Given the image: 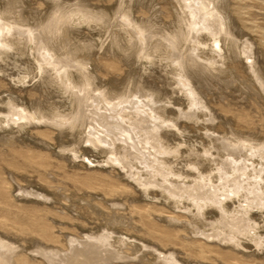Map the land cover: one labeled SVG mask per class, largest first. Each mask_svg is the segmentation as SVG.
Listing matches in <instances>:
<instances>
[{
  "label": "rangeland",
  "instance_id": "obj_1",
  "mask_svg": "<svg viewBox=\"0 0 264 264\" xmlns=\"http://www.w3.org/2000/svg\"><path fill=\"white\" fill-rule=\"evenodd\" d=\"M44 1L45 2L48 1V4H49V0H47V1L46 0H21V4L22 3L24 4V2H25L24 5L27 7V8H25V6L24 7L22 5L20 6V7H23V9L22 8L21 9L24 12V13L22 12L23 17L25 18V20H24L21 16H18L19 12H17V11H16L17 13L14 12L15 10H11V11H13L11 14L8 11L10 14V16H9L8 12H6L7 11L6 10L7 9L6 8L7 7V5H6L7 0H5V1L0 0V13H1L0 14V16H1L0 22L1 23L2 22L6 23L8 21L9 22H16L18 25H20V23H22L21 26L25 24L24 26H22L23 28H26V26L29 25L31 30H33V29L36 30L35 28H38L37 25H39L37 32H38V35H39V33H41L39 36L43 38L45 33L39 32V31H42V29H40V28H44V26H46V23L48 24L50 22L49 19H51V18H48V16H46V17L44 16L45 14H47V9H45V8H47V6H46L47 4H45ZM56 1H58V0H56ZM62 1L59 0L60 4L61 3H62L61 5H63L64 3L65 4L60 7L61 9H60V11H58V13L60 12L59 13L60 16H65L66 14H68V15L70 14V20L72 18L71 23H73V24L66 26L65 29H67V32H65L66 30L58 31V32H51L52 35H50L49 37H50V39L52 37L51 40H52L53 44L55 41L53 49L56 50L55 53L57 55L63 57V54L67 53V51L69 53V51H70L69 56H71V53L73 52L72 56L74 57L73 59L76 60L77 67H74V69H76V70H74V69L70 70V68H73V67L68 68V70H70V72H72L75 75L74 79H73L74 84L79 88L84 86V79L80 78L78 75L79 72L81 71L80 69H82L83 71H85V73L87 71L86 76H89V77L91 76L93 79L92 82H90V86H89L91 88H89V90H88L91 93V94L89 93L90 95H93L92 93L96 94L97 91L94 92L95 90H98L99 92H104L107 89L109 90L110 88H111L110 90L113 91V92L110 91V93L115 92V93H120L122 95L128 94L127 93L128 91H131V92L136 91L139 93H146L149 89H150L149 90L150 92H147V93H152L154 91L152 88H156V90L153 93H155L157 95V92L160 91V93L158 92L159 93L158 96H159V98H161L163 100L162 102L165 105L166 109L169 108L168 113L171 114L170 115L167 113L168 117H167L166 121H169L170 123L172 122L174 124L177 122L175 125V128L177 130L174 129V127L168 128V130L172 129L173 131L172 130L171 131L174 132V134H175V140L174 139L171 140L172 146H169L170 149H168L169 151H171V153L176 151L177 153L174 152L173 154L174 155L177 154L176 156H179V157L181 156L180 158H182L184 160L186 159L189 161H197L204 151H210L213 158H215V163L216 162L219 163L221 158L225 157L226 153H224V150L223 151H221V150L223 149L222 146H224L223 143H227V141L230 140V138L232 137L230 134L231 130L232 131L233 130L238 131L240 133L248 131V130L251 132H254V131L257 132L258 131V133L261 135V137H264V97H263L264 92H262V89L259 87L258 83L255 81L252 74L250 72H248V70L245 66L246 62L244 59H242L243 57H240L241 59L240 58L235 59V56L229 55L232 53H230L227 50L229 48L228 45H223L221 47V51H222L221 55H220V53L218 54L217 52H213L215 50H214V45H212L213 42H211L212 39L210 38L209 35H207L204 32H201V34H198V37L200 38V39L198 38L199 41H198V43H196L198 45L193 44L191 42V40H188V41H186L187 44L185 42H183L178 46L179 51L176 50L173 52L174 55H177V54L186 55V52L188 54L190 52L189 50L193 49L194 52L201 58V59L199 58V61L201 60V62H205V64H207V65H205L206 67L204 66V67L199 68L202 72H204V74H202L203 76L202 75H200V76L195 75L192 78V80L194 82L191 80L192 85L193 84H194L193 86L196 85L195 86L196 89L198 87H199V89L201 88V90L198 89V91H200L199 97L202 99L201 103L203 102L202 103L203 109L200 106L199 107L195 106L194 108L193 107L191 108V106L188 103V100L185 99L184 96H182V94H184V91L178 90L179 87H177V84L175 81H177L178 75H179L178 73H180V72L177 70L178 67L176 66V64H174L173 60L175 59V57H174L173 53L170 52L169 50H166V46H165L166 41L164 40L165 38L173 35V32H175L177 30L176 27L177 26L179 27V25L176 21H177V14L178 13L180 14L181 11L179 10L180 8L174 2V0H171V1L170 0H151V1L150 0H143V1L142 0H138V1L137 0H126V1L122 0L121 5L119 4L120 0H86L90 4L87 2H84L83 4L84 5L88 4V7H87L88 9H92V7H93V10H95V11L101 10L103 12V15H105L103 19H100V20L98 19L96 21H95V19H93V21H92V19H91V21L86 20V15L83 13L82 9H79L80 6L77 5V3L80 2V0H66V1L62 0ZM69 1L72 3H70ZM83 1H85V0H83ZM228 1H229L228 3H230L229 4L230 7L227 5L229 11L231 9L230 12H233L234 15H237V16L233 15V17H234V22H235L234 25L235 24L237 25V22L239 24V25L234 27L235 28L234 34L237 33L234 36L237 39L238 44L241 41L248 39L245 46L249 47L252 44V42L257 46V42L259 44L260 39H261L260 34L264 31V0H231L232 2H230V0H228ZM226 2H227V0H226ZM239 3L243 7L240 6ZM90 5H92V6H90ZM118 5H120V6L117 7ZM94 6H96V7H94ZM126 6H128V7H126ZM232 6L235 8H233ZM173 7L175 8V10L178 7L179 8V9H177L178 11L176 10V12H175V10H173L174 9ZM240 7H242V8H240ZM34 8H36L37 11H35ZM74 8H76V9H74ZM119 8H120V10H119ZM236 8L237 9L239 8V10H237ZM24 9L25 10L28 9V11L26 10L28 13H32L31 11H34L33 14H29V15H31L30 18L33 17L32 19L38 20V16H39L40 20L42 18V20H41L42 22L41 21H35L34 22L32 20L30 21V19H28L29 21H26L27 20L26 17L29 18V15L27 14V12L25 13ZM29 9H31V11ZM68 9H70V10H68ZM73 9L75 11H73ZM77 9L79 10V12ZM17 10L20 11V8L18 7ZM41 11L44 13V15ZM76 11L78 12L77 14L73 13ZM36 12L38 13L37 14L38 16L35 14ZM2 13H3V15H2ZM117 13H118V15H117ZM125 13L126 14L131 13L130 19L132 22L133 21L138 22V24L141 22L142 23L141 26H143L145 28L147 27V29L150 28L146 31V33L144 35H146V37H148V39L146 41H148L150 39L151 40L148 41V44L145 41V43H144L145 47L143 45L142 46L143 50L141 49L142 54L139 53L140 52L139 50L135 51L136 49H140L139 48L140 44L135 42V41H137L138 36H137V33L132 29L133 26H131L130 29H128L129 28L128 27L127 30L124 26H122L121 16ZM13 14H15V15L13 16ZM34 14L36 15V18L33 16ZM40 14H42V15H40ZM119 14H121V15L119 16ZM7 16L9 17V19ZM41 16H43V17H41ZM12 17H13V19H12ZM44 17H45V19H43ZM116 17H118L119 19ZM140 17H141V19H140ZM149 17H150L151 21H150ZM136 18H137V20H136ZM147 18L149 19V22H148ZM3 19H5L6 21ZM18 19H20V21ZM152 19H153V21H152ZM183 19L186 22V20H185L186 17H184V15H183ZM46 20L49 22H46ZM142 20H147V21L145 22ZM97 21H99V22H97ZM116 21H118V22H116ZM172 21H173V23H172ZM148 23H151L152 25L148 24ZM174 23H175V25H174ZM108 25H110V26H108ZM173 25H174V27H173ZM182 26H184V25L182 24ZM71 27L74 28V31ZM236 28H237V30H236ZM235 31H237V32H235ZM244 31H246V32H244ZM59 32H60V34H59ZM47 33L48 32H46V34ZM63 33L65 34L64 35L65 37L63 36ZM148 33L150 34L151 38L149 37ZM241 33H245V34H243L245 37L242 36ZM2 34L5 36V38ZM2 34H1L2 37H0V42H2V43H0V52H2L4 55L6 54V55L4 56L2 53H0V56H1L0 57V70H1L0 71V119L4 118V116L6 115L4 113L8 112L7 109L10 106L9 104L12 103L11 104L12 106L16 105L15 107L19 108L20 110L22 108H25L23 110L28 111L29 114H31L34 117V120H31V121L37 122L39 124L41 123L40 124L41 127H38L37 130H31V129H29L30 128L29 125L32 122L28 121L29 124L27 122H23V123L18 122V124H15V125L10 124L11 126L9 125V127L5 128L4 131L0 129L1 130L0 132L3 133V134L0 133V135H3L1 137L5 136V137L9 138V136H10L13 138V136H14V139H12V138H10V139L15 140L16 136H19V137H17L18 142H14V144L11 142V140L8 143L7 142L5 143V141H4L5 138L3 140L0 139V220H6L7 224H8V227H5V228L0 227V233L2 231V234H4L6 237L10 238L11 240L12 239L14 240V238H15V242L13 241L14 243H16L15 247L19 248L18 250L21 249V250L25 251L22 253V255L24 257L23 261L25 263L28 262V264H47V261H46V259H44V256H42V254H40L38 251L39 248H41L42 246L43 247L41 249L46 248V250L48 249L47 251L54 249V252H56V253L60 252V254H62L61 252L63 250H65L68 247V245H70V243L72 242L71 239L78 238L77 236H80L81 234H85L87 232L92 233V232H96V231H101V229L105 225V223L103 221L104 216L102 214L99 215V213L106 211V207L110 205V199H111V197H109V195L107 194L108 193L107 188L109 185L118 186L119 183L126 184V178L124 180L123 172L119 168L117 169V166L115 167L112 164H110L111 166L109 164L107 165L106 154H104L101 151V149L92 146L88 142H85V140H84L85 134L84 133L86 130L88 131V129L91 128L90 127L91 125L88 123H85V124H83L84 125L83 126V125H80L78 123L76 118L73 120V116H74L73 114H75V111H76V101H75L73 93L71 91H69V92L72 95L69 92L66 93V89H65L64 85L59 80H57L55 78L54 70L52 71L50 64H46V63L44 64L43 63L42 65H40L38 63V60H37L36 56L34 55L37 52L34 44H32V43H30L29 45L25 44L24 40L18 34H16V32H12V33L2 32ZM238 34L241 35L243 40H240V36ZM66 35H67V37H66ZM237 35L239 38H237ZM55 36H57V37H55ZM72 38H73V40H72ZM115 38H116V40L114 41ZM8 39H9V42H8ZM127 39H128V41H127ZM5 40L7 43L5 42ZM89 40L91 41L90 43H89ZM8 43H10V44H8ZM15 43L17 46L15 45ZM135 43L137 44V46ZM157 43H158V45H157ZM188 43L189 44L191 43V44L189 45ZM3 44L5 45V49H2V48H4ZM162 44L164 46H162ZM226 44H229V43H226ZM187 45H188V47H187ZM197 46H199V47H197ZM262 46L263 47H261V46L257 47V50L259 48L260 49L258 50L259 52L255 51L256 55H257V53H259L261 55L262 52H264V45H262ZM156 47L157 48L159 47L158 50H160V51H154V49H157ZM195 47H196V50H195ZM19 48H21L24 53L21 54ZM121 48H123V49H121ZM8 49H10V50H8ZM14 49L17 50L18 52H16ZM180 49H181V51H180ZM232 49L234 51L236 50V52L238 50L237 48H234V47H232ZM128 51L130 53H128ZM131 51H134V54H135V52L137 54H139L138 57H137V54H135L134 57H131L134 55ZM211 51L213 52V54ZM61 52H63V53H61ZM159 52H160V54H159ZM125 53L128 56L125 55ZM225 53H226V55H225ZM111 54H112V56H111ZM146 54H147V56H146ZM216 54H218L219 56ZM227 54L229 57L227 56ZM259 54L257 56H260ZM154 55H158V56H154ZM161 55L163 58L161 57ZM129 56H130V58H132V61L134 63L130 62L131 59H129ZM141 56H143L142 60H141ZM223 56L226 57L225 62L223 60ZM236 58H238V57H236ZM39 59H40V57H39ZM213 60H214V62H213ZM215 60H216V62H215ZM82 61H83L84 65L82 64ZM156 61H158L160 64ZM135 62H137V63H135ZM208 62L209 63L211 62L210 65ZM226 62H228V63L226 64ZM215 63H217V64L214 65ZM129 64H131L132 66H129ZM44 65L45 66L48 65V66H46L48 68L44 67ZM78 65H79V68H78ZM208 65H209V67H208ZM40 66L41 67L43 66V67L41 68ZM213 66H214V68H213ZM215 66H216V68L217 67L218 68L216 69ZM45 69H46V71L49 72V79L51 81L48 79L46 81L45 85H43V80L47 79L46 78V72H44ZM177 71H178V73H176ZM42 74H43V76H42ZM138 74L139 75L141 74L142 76H139ZM206 74H207V76H206ZM96 76H97V78L98 77L99 78L96 79ZM197 76H198V78H197ZM142 78H143V80H142ZM167 78H169V79L167 80ZM202 78H205V79H202ZM135 79H136V81H135ZM137 79H141V80L139 81ZM209 79H210V81H211V79H213V80L210 82ZM110 80H112L114 85L111 83ZM205 80H206V82H204ZM142 81H144L145 84H143ZM195 81H196V84H195ZM207 81L209 84L207 83ZM239 81H240V83H239ZM12 82H13V84H12ZM44 82H45V80H44ZM133 82L134 83L137 82L139 84V87L137 86V83L134 84ZM161 82L163 85H164V83H166V86L164 85L162 87V84H160ZM170 82H171V84H170ZM131 83H133V84H131ZM146 83L148 84V86L150 84V87H152V88H150V87L148 88ZM204 83H206V84H204ZM108 84L110 86L111 85L112 86L109 87ZM115 84L117 87L115 86ZM154 84H156L157 86H155ZM151 85H154V86H151ZM57 86H59V87H57ZM128 86H130V88H133L135 86L136 87L133 89H130ZM107 87H109V88H107ZM112 87L115 89L113 90ZM127 87L130 90H127L128 89ZM145 87H146V89L148 88L147 91H145L146 89L142 90ZM245 87H247V88L249 87V89L247 90V88H245ZM117 88L120 90H118ZM138 88H139V90H137ZM140 88H141L142 92L140 91ZM161 88L164 89L165 93L163 92V90ZM250 88L252 89V91L250 90ZM161 90H162V94H165V95L162 96ZM41 93H44V94H41ZM174 93H176V94H174ZM179 93H180V95H179ZM201 94L203 95V97ZM11 96H13V97H11ZM36 101H39L38 103L42 104V105H39V106L36 105L37 103L36 104L34 103ZM7 102L9 104H7ZM162 102H160L158 105L163 106V104L161 105ZM91 108H90V110L93 109V108L92 109ZM48 109H49V111H48ZM86 109H88V108H86ZM190 109L191 110L193 109V110L191 111ZM33 110H35V111H33ZM194 110H196V111H194ZM87 111L88 112H86L85 114L89 115L90 114L89 109ZM95 111H98V110H95ZM178 111H180L181 113H177ZM194 112H197L195 114L196 116L194 118L191 117L192 119H190V117H188L189 116L188 114H191ZM38 113H40V114L36 115ZM58 113L60 115H57ZM182 114H185V115H182ZM40 115L43 116V118L45 117L43 119L44 121H42V122L39 121ZM64 115L65 116L67 115V116L65 117ZM55 116H56V118H55ZM176 116H178V117H176ZM183 116H184V118H183ZM212 116L213 117L215 116V118H213ZM216 116H218L219 119L216 118ZM67 117H69L71 119H69V118L67 119ZM45 119H46V122H49L50 124H52L53 127L55 125H57V122H59L61 124V126L58 125L59 128H58V126H55L54 128H51V127L45 128V126H44ZM51 119H53V120L51 121ZM189 121H191V122H189ZM63 122L65 124H63ZM68 122H69V124H68ZM71 122H72V124H75V125H72ZM66 124L69 126H67ZM86 124H88V125L86 126ZM227 124H228V127H227ZM22 126H23V128H22ZM88 126H89V128H88ZM62 127H64V128H62ZM84 128L85 129L87 128V129L85 130ZM6 129H8V130H6ZM59 131H62V132H59ZM83 131H84V133H83ZM6 133H8V134H6ZM57 133L59 134L58 137H57ZM64 133H66V135ZM60 135L62 136V138ZM218 136H219V138L220 137L223 138L224 141L221 138L219 139ZM206 137H208V138H206ZM215 138L218 141L215 140ZM1 140L4 142H1ZM219 142H221L222 145ZM212 145L213 146L215 145V146L213 147ZM218 150H220V151H218ZM193 152L195 153V155ZM216 152H218V153H216ZM196 153H197V155H196ZM215 154H218V155L216 156ZM198 155H200V156H198ZM84 157H85V159H84ZM195 157H197V158H195ZM192 158L194 160H192ZM82 164H85V165H82ZM95 164H97V165H95ZM136 166L138 168L141 167L138 164H136ZM178 167H180V166H178ZM118 170H120V171H118ZM183 171L184 172L186 171L187 173H189L190 176L195 175L192 170H190L191 173L189 172V170H186V167H184ZM122 175H123V177L121 178ZM14 177H15V179H14ZM13 181H15V182H13ZM19 185L22 189L19 187ZM127 187L128 188H126L125 191H123V192L120 191L118 194H121V195H118L119 197H117L118 201L124 202L121 205V209H123V210L119 211V213H120L119 216L123 215L125 217L124 218L122 216V220H124V221L126 220L125 222L123 221L124 222L123 225H125V227L119 226V225L114 226V227L108 226V228H112V230H114V231L116 230L118 232V233H115V235H116V236L114 235L115 237L122 235L125 238V244L121 243L119 245L118 243H116V245H114V247L119 249L120 252L124 251L123 254H125L124 255L125 258L113 256L114 258L112 257L113 259L112 258H111V260L109 259L107 264H109V263L114 264L115 259H116L115 264H120V262H121V264H139V263L143 264L142 263L143 260H144L145 264H159L158 261H160V259H159L161 257L160 255H157L156 253H152L151 252L152 249L150 247H147V248L141 247V244L142 243L145 244L146 241L148 242L147 244L153 243L154 245H156V243H157L156 246L159 247L158 249L162 250L164 252H168V251L176 252V255L178 254V256L180 257L178 260L180 261L181 264H197V263H200V264H223L224 263L223 261H221L218 258L219 257L218 253H214L211 256L207 255V257L205 259H199V261H200L199 262L198 258H196L194 256H190V257L187 256L188 257L187 258L183 249L178 244V242H176V243L163 242L161 240V236L163 234L172 233L173 227L172 226L170 227V225H168L167 223H164L162 221L159 222L160 219H157L158 216H154L153 218H155V219H152V216L145 217V218L143 216L144 220H141L142 221V223H141L140 217H139L137 211H139L140 209L146 208L145 205H146L148 199H143L146 201H143V200L141 201L140 198L138 197L140 192L136 189H131L129 186H127ZM19 189L20 190L27 189L26 193H28L30 195H33L34 193L44 194L48 198V200L46 201L43 199L36 198L34 196H31L28 198L27 197L21 198V196H19V194H21L18 191ZM136 193H137V195H135ZM126 195L129 196V198L132 197L133 200L135 201L133 204L135 205L134 209L136 210V213L134 212V209L132 211V209H130L129 204L124 201L125 200L124 198ZM103 196H104V198H103ZM106 197H107V199H106ZM106 201H108V202H106ZM169 206L170 205H168V204L167 205L157 204L156 208L155 207L152 208L151 212L153 214L157 215V213L159 214V212H160V210H158V207L159 208L161 207V209H164L162 212V214H164L163 216H165L166 214H169V212H171V211L175 212L174 214H177L179 216H183V217L187 216L186 215L187 212H183V210H173V209H171L172 207L170 206V208H169ZM95 207H97L98 210L95 209ZM192 210H193V207H191V211ZM75 211H77V212H75ZM193 212H195V211H192V214H193ZM131 218H132L133 222L135 221L134 223L136 225L144 226L145 229L151 230L152 234L155 233V237L147 235L144 231H142V232L145 234H143V233L140 234L141 231H139V233H138V232L131 231V230L127 229L126 224L129 225L132 222V221H130ZM257 218L259 219V221H261L260 225H262V218H260V217H257ZM128 221L130 222L129 224H128ZM18 227L24 228L25 231L24 232L19 231ZM81 227H82V229H80ZM117 228H119V230H117ZM187 228H188V230L190 229L188 232L192 231V229L194 228V224L192 225V228H191V225L188 226ZM9 230H11V231H9ZM120 230H121V232H120ZM15 231H17V233L14 234ZM257 232L259 233V236L261 237V239L262 238L264 239V232L261 231L260 229H257ZM137 233H138V235H136ZM13 235H15V236H13ZM33 235L37 239L34 238ZM25 236L26 237L32 236V237L26 238ZM139 236H140V238H139ZM143 236H144V238H143ZM39 238L41 239L40 242L38 241V240H40ZM65 238H66V240H65ZM30 239H32L31 243H30ZM149 240L150 241L152 240L153 242L152 241L150 242ZM45 243H46V247H45ZM261 243L263 245L261 244L262 246L260 247L259 251H257L255 246L251 243V245H253V246L250 245V249H251L252 253L256 252L255 254H258V255L261 254V255L258 257H255L256 260H248V262H246L244 264H264V257H261V256H264L263 255L264 254V241L261 240ZM21 245L23 248L20 247ZM136 245H137V247H136ZM38 246H40V247L38 248ZM53 246L55 248H53ZM169 246H171V247L169 248ZM121 247H122L123 251H121ZM123 247H126V248H123ZM128 248L130 249V251ZM132 248H133V250H132ZM119 250H118V252H119ZM253 250H255V251H253ZM26 251H27V253H26ZM126 251L128 252L129 255L126 253ZM32 252H36V253L34 254ZM139 254H140V256H139ZM33 256H35L36 259ZM31 258L34 260H32ZM184 258H186V259H184ZM25 259H27V260H25ZM117 259H119V260H117ZM129 259H132L133 261H131ZM201 261H202V263H201ZM240 264H243V263H240Z\"/></svg>",
  "mask_w": 264,
  "mask_h": 264
},
{
  "label": "bare ground",
  "instance_id": "obj_2",
  "mask_svg": "<svg viewBox=\"0 0 264 264\" xmlns=\"http://www.w3.org/2000/svg\"><path fill=\"white\" fill-rule=\"evenodd\" d=\"M121 1L122 0H120V3H119L120 5L122 4ZM84 2H87V1L86 0L85 1L80 0V2L77 3V5L80 6L79 9L83 10V13L86 15V20L91 21V19H92V21H93V19H95V21H96L98 19L100 20V19L104 18L105 15H103V12L101 10H98L96 8L98 11H95V10H93V7H92V9H88L87 8L88 4L84 5L83 4ZM174 2L180 8L179 9L177 7L176 10L179 9L181 11L180 14L179 13L177 14V21H176L178 23L179 27L175 26L177 30L175 32H173V35H171L170 37H167V38H165L166 37L165 36L164 37L165 39L163 38L166 41L165 42L166 43L165 44L166 50H169L172 53L176 50L179 51L178 46L183 42L186 43V41H188V40H191V42L193 44H196L199 41L198 40V38H199L198 34H201V32H204L207 35H209L210 38L212 39L211 42H213L212 45H214V50H215L213 52H217L218 54L220 53V55H221L222 54L221 53L222 52L221 47L223 45H228L229 48L227 50L230 53H232L229 55L235 56V59H239L240 57H243L242 59H244L246 62L245 66H246L248 72H250L252 74L255 81L258 83L259 87L262 89V92H264V54H263L264 52H262L261 55L259 53H257V55L259 54L260 56L256 55V52L260 49L259 48L257 50V47L258 46L263 47L262 45H264V31L260 34L261 39H260L259 44L257 42V46H256L252 42V44L250 43L251 45L249 46L250 47L249 48V47L245 46L248 39L243 40L241 35L238 34L240 36V40H243L238 44V41L234 36L235 34H237V33L234 34V29H235L234 27L239 25V24L237 22V25L236 24L234 25V23H235L234 17H233L234 14H233V12H230L231 9L229 11V9L227 7V5L230 7V5H229L230 3H228L229 2L228 0H227V2H226V0H174ZM230 2H232V1L230 0ZM70 3H72V2H70ZM87 3H89V2H87ZM24 4H25V2H24ZM24 4L23 3L21 4V0H7V2H6V5H7L6 10L7 11L6 12L9 11L11 14L13 12L11 10H15L14 12H16V11L19 12L18 16H21L25 20V18L23 17V14H22V12H23L22 9L25 6ZM45 4H47L46 5L47 8H45V9H47V14L44 15V13L42 11L41 12L43 13V15L45 17L48 16V18H51V19H49L50 22L46 20V22H49V23L48 24L46 23V26H44V28H40V29H42V31H39V32L45 33L43 38L39 36L41 33H39V35H38V32H37L39 25H37L38 28H35L36 30H34V29L31 30L29 25H27L29 28L27 26H26V28H23L22 26H24L25 24L21 26L22 23H20V25H18L16 22H9V21L6 23L0 22V37H2V35H3L2 32H5V33L16 32V34H18L24 40L25 44H28V45L30 43L34 44L37 52H36V54H34L35 52L33 54L36 56L38 63L40 65H42L43 63L44 64L45 63L50 64L52 71L54 70L55 78L57 80H59L64 85V87L66 89V93L69 91H71L73 93L75 101H76V111H75V114H73L74 115L73 120L76 118V120L78 121V123L80 125H83L85 123H88L91 125V126L89 125L91 128H89V126H88V128H89L88 131L86 130L87 128L86 129L84 128L86 130L85 133L83 131V133L85 134V137H84L85 142H88L92 146L101 149V151L104 154H106L107 165L112 164L115 167L117 166V169L119 168L123 172L124 177L122 175L121 178L123 177L124 180L126 178V184L119 183L118 186L109 185L107 188V192H108L107 194L109 195V197H111L110 205L106 207V211H104V212L99 213L97 211L99 213V215L102 214L104 216L103 221H104L105 225L102 227L101 231H96V232H92V233L87 232L85 234H81L80 236H77L78 238L71 239L73 243L71 242L70 245H68V247L61 252L62 254H60V252H57V253L54 252V249L47 251L48 249L46 250V248L41 249L43 246L41 248H39L40 246H38V248H39L38 251L40 254H42V256H44V259H46L47 264H107L108 260L109 259L111 260V258L113 256L123 258L125 254H123L124 251L122 250V247H121V251H123V252H120V250L115 248L114 245H116V243H118L119 245L121 243L125 244V238L122 235L115 237L116 236L115 233H118V232L116 230L115 231L112 230V228H108V226L114 227V226L119 225V226L125 227V225H123V223L126 220L125 221L122 220L123 215L119 216V214H120L119 211L123 210V209H121V205L124 202L118 201L117 197H119L118 195H121V194H118L120 191L123 192V191H125L126 188H128L127 186H129L131 189H136L140 192L138 197L140 198L141 201L143 199H148V201L145 205L146 208L140 209L139 211H137V213L140 217V222L142 223L141 220H144L145 217L152 216V219H155L153 217L158 216L157 219H160L159 222L162 221V222L170 225V227L172 226L173 227L172 233L163 234L161 236V240L163 242H167V243L178 242V244L183 249L186 257L187 256L188 257L194 256V257L198 258V261H199V259H205L207 257V255L211 256L214 253H218L219 254L218 258L224 262L223 264H240V263L244 264V263L248 262V260H256L255 257H258L261 254L260 255L255 254L256 252L252 253V251L250 249V245L252 243L255 246L256 250L259 251L260 247L263 245L261 243V240L264 241V239L263 238L261 239V237L259 236V233L257 232V229H260L261 231L264 232V137H261V135L258 133V131L257 132H255V131L251 132L248 130V131L240 133L238 131H234V130L232 131L231 130L230 134L232 136L231 137L232 139L230 138V140H228L227 143L222 142L224 146H222L223 149L221 151L224 150V153H226V154H225V157L221 158L219 163L218 162L215 163V158H213L210 151H204L201 156L198 155V156H200V158L197 161H189L186 159L184 160V159L180 158L181 156L180 157L176 156L177 155L176 151H174V152H176L175 153L176 155H174L173 154L174 152L171 153V151H169L168 149H170L169 146H172L171 140H173V139L175 140V134H174V132H172L173 131L172 129H171L172 130L171 131V130H168V128L174 127V129H176L175 125L177 122L175 121L176 123L174 124L172 122L170 123L169 121H166V119L168 117L167 113L169 112L168 111L169 108L166 109L165 105L162 102L163 100L161 98H159V96H158V94L160 93V91H158L159 89L157 90L159 93L156 91L157 92V95H156L155 93H153L156 90V88H152V87H150V84L148 86V84L146 83L148 88L150 87L154 90L152 93H147V92H150L149 91L150 89L147 91L148 88L146 89V87H147L146 86L145 88L142 89V90L146 89L145 90V91H147L146 93H139L136 91L135 92L128 91L127 92L128 94L122 95L120 93H115V92L110 93V91H111L110 90L111 88H110L109 90L107 89L109 92L107 90H106L107 92L106 91L99 92L98 90H95V91L93 90L94 92L97 91V93L96 94L92 93L93 95H90L91 93L88 90H89V88H91L89 86H90V82H92L93 79L91 76L90 77L86 76L87 71L85 73V71H83L82 69H80L81 71L79 72L78 75L80 78L84 79V86L83 87L80 86L81 88L77 87L73 82L75 75L72 72H70L71 69H74V67H77L76 60L73 59L74 57L72 56L73 52L71 53V56H69L70 51H69V53L67 51V53L63 54V57L57 55L55 53L56 50L53 49L55 41L53 44L52 40H51L52 37H51V39L49 37L50 35H52L51 32H58V31H63V30H66L65 32H67V29H65V28L67 25L73 24V23H71L72 18L70 20V14L69 15L66 14L65 16H60L59 15L60 12L58 13V11H60V9H61L60 7L63 6L65 3L63 5H61L62 3L60 4L59 0L58 1L49 0V4H48V1L45 2ZM21 5L23 7H20ZM120 5H118L117 7H119ZM90 6H92V5H90ZM240 6H242V5L240 4ZM18 7L20 8V11L17 10ZM94 7H96V6H94ZM126 7H128V6H126ZM242 7H240V8H242ZM25 8H27V7L25 6ZM233 8H235V7H233ZM74 9H76V8H74ZM74 9H73V11H75ZM26 10L28 11V9H26ZM26 10L24 9L25 13L27 12ZM29 10L31 11V9H29ZM34 10L37 11L36 8H34ZM68 10H70V9H68ZM119 10H120V8H119ZM173 10H175V8ZM176 10H175V12H176ZM237 10H239V8ZM9 12H8V15L10 16ZM31 12L32 13L27 12V14L29 15V14L34 13V11H31ZM78 12H79V10H78ZM78 12L76 11L73 13L77 14ZM3 13H2V15H3ZM118 13H117V15H118ZM15 14H13V16ZM35 14L37 15L38 13L36 12ZM35 14L33 16L36 18ZM130 14H126V13L123 14L121 16V23H122V26H124L126 28V30L128 27H129L128 29H130V27L133 26L132 29L137 33V36H138L137 41H135V42L140 44V46H139L140 49H136L135 51L139 50L140 51L139 53H141L142 52L141 51L142 46L144 45V47H145L144 43L148 39V37H146V35H144V34L150 28L147 29V27L145 28V27L141 26L142 23L140 21H139L140 22L139 24H138V22H134V21L132 22L130 19ZM40 15H42V14H40ZM120 15L121 14H119V16ZM183 15H184V17H186V19H185L186 22L183 19ZM30 16L31 15H29V18L26 17V19H27L26 21H29L28 19H30V21L32 20L34 22L42 20V18H41V20L39 19L38 15H37L38 20L32 19L33 17L30 18ZM234 16H237V15H234ZM41 17H43V16H41ZM45 17L43 19H45ZM116 18H118V17H116ZM8 19H9V17H8ZM12 19H13V17H12ZM140 19H141V17H140ZM149 19H150V17H149ZM149 19H148V22H149ZM3 20H5V19H3ZM18 20L20 21V19H18ZM136 20H137V18H136ZM142 21L146 22L147 20H142ZM150 21H151V19H150ZM152 21H153V19H152ZM97 22H99V21H97ZM116 22H118V21H116ZM172 23H173V21H172ZM175 23H174V25H175ZM148 24H151V23H148ZM182 24L184 26H182ZM174 25H173V27H174ZM108 26H110V25H108ZM72 29L74 31V28H72ZM236 30H237V28H236ZM46 32H48V33L46 34ZM235 32H237V31H235ZM244 32H246V31H244ZM64 33H63V36L65 35ZM59 34H60V32H59ZM241 34H242V36H244L243 34H245V33H241ZM67 35H66V37H67ZM238 35H237V38H239ZM57 36H55V37H57ZM149 37H150V34H149ZM4 38H5V36H4ZM72 40H73V38H72ZM115 40H116V38L114 39V41ZM150 40H148V41H150ZM127 41H128V39H127ZM148 41H146L147 44H148ZM5 42H6V40H5ZM8 42H9V39H8ZM90 42L91 41L89 40V43ZM0 43H2V42H0ZM226 43H229V44H226ZM8 44H10V43H8ZM15 45H16V43H15ZM157 45H158V43H157ZM196 45H198V44H196ZM136 46H137V44H136ZM162 46H164V45L162 44ZM3 47L4 48H2V47L1 48L5 49V45ZM187 47H188V45H187ZM197 47H199V46H197ZM232 47L237 48L238 49L237 52H236V50L234 51L232 49ZM158 48L154 49V51H160V50H158ZM19 49H20L21 54L24 53L21 48H19ZM121 49H123V48H121ZM8 50H10V49H8ZM195 50H196V47H195ZM15 51L18 52L17 50H15ZM180 51H181V49H180ZM189 51L190 52L188 54L185 51L186 55H182V54L174 55V53H173V55L175 57V59L173 60L174 64H176V66L178 67L177 70L180 72V73H178V71L176 72L179 75H178L177 81H175V80L174 81L176 82L177 87H179L178 90L184 91V94H182V96H184V98L188 100V103L191 106V108L192 107L194 108L195 106H198V107L200 106L202 108L203 102L201 103L202 99L199 97V94H200L199 93L200 91H198L199 87L196 89V87H195L196 85L193 86L194 84L192 85L191 80L195 75L200 76V75L204 74V72H202L199 68L204 67L207 64H205V62H201V60L199 61L200 57L194 52L193 49H190ZM131 52L134 54V51H131ZM213 52H212V54H213ZM0 53H2V52H0ZM61 53H63V52H61ZM128 53H130V52L128 51ZM135 54H137V53L135 52ZM135 54L131 57H134ZM159 54H160V52H159ZM218 54H216V55H218ZM125 55H127V54L125 53ZM138 55L139 54H137V57H138ZM225 55H226V53H225ZM111 56H112V54H111ZM146 56H147V54H146ZM154 56H158V55H154ZM227 56H228V54H227ZM39 57H40V59H39ZM142 57L143 56H141V60H142ZM161 57H162V55H161ZM236 57H238V58H236ZM129 59H131V61H130L131 63H134L132 61V58H130V56H129ZM223 60L225 62L226 57L223 56ZM156 62H158V61H156ZM213 62H214V60H213ZM215 62H216V60H215ZM135 63H137V62H135ZM210 63H209V65H210ZM227 63L228 62H226V64ZM82 64H83V61H82ZM216 64L217 63H215L214 65H216ZM209 65H208V67H209ZM46 66H48V65H46ZM46 66L44 65V67H46ZM129 66H132V65L129 64ZM70 67H73V68H70ZM46 68H48V67H46ZM68 68H70V70H68ZM78 68H79V65H78ZM213 68H214V66H213ZM215 68H216V66H215ZM74 70H76V69H74ZM44 72H46V78L47 79H44L45 82L43 80V85H45L46 81L49 79V72L46 71V69ZM42 76H43V74H42ZM139 76H142V75L140 74ZM206 76H207V74H206ZM98 78L96 76V79H98ZM197 78H198V76H197ZM205 78H202V79H205ZM168 79L169 78H167V80ZM137 80L140 81L141 79H137ZM142 80H143V78H142ZM212 80L213 79H211V81ZM110 81L114 85L112 80H110ZM135 81H136V79H135ZM144 81H142L143 84H145ZM209 81H210V79H209ZM137 82H135V83L133 82V83L136 84ZM204 82H206V80ZM133 83H131V84H133ZM138 83H137V86L139 87ZM207 83H208V81H207ZM239 83H240V81H239ZM12 84H13V82H12ZM160 84H162V82ZM170 84H171V82H170ZM195 84H196V81H195ZM204 84H206V83H204ZM154 85L157 86L156 84H154ZM154 85H151V86H154ZM164 85L166 86V83H164ZM164 85L162 84V87ZM108 86L111 87L112 85L110 86L108 84ZM115 86H116V84H115ZM57 87H59V86H57ZM109 87H107V88H109ZM128 87L130 88V86H128ZM135 87H133V88H135ZM129 88L127 90L133 89V88H130V89ZM245 88H247V87H245ZM114 89L115 88H113V90ZM248 89H249V87L247 88V90ZM118 90H120V89H118ZM137 90H139V88ZM162 90L164 92V89H162ZM162 90H161V94H162ZM199 90H201V88ZM250 90L252 91L251 88H250ZM140 91H141V88H140ZM111 92H113V91H111ZM41 94H44V93H41ZM174 94H176V93H174ZM163 95H165V94H162V96ZM179 95H180V93H179ZM11 97H13V96H11ZM202 97H203V95H202ZM263 97H264V95H263ZM39 101H36L34 103L35 104L37 103L36 105H38V106L42 105V104L38 103ZM160 102H162L161 105L163 104V106L158 105ZM7 104H9V103L7 102ZM11 104H9L10 105L9 108L7 107L8 109L6 108L8 110V112L4 113V114H6L4 116V118L0 119V129L1 130L4 131V129L9 127L10 124L15 125V124H18V122L19 123L20 122L21 123L27 122L29 124L28 121L32 122L29 125V127H30L29 129H31V130H37L38 127H41L40 126L41 123L39 124L37 122L31 121V120H34V117L31 114H29L28 111H24L23 109H25V108H22L20 110L19 108L15 107L16 105L12 106ZM89 107L90 108L92 107L93 109L91 108L92 110H90ZM86 108L89 109V112H90L89 115L90 116L85 114L86 112H88L87 111L88 109H86ZM95 110H98V111H95ZM33 111H35V110H33ZM48 111H49V109H48ZM194 111H196V110H194ZM177 113H181V112L178 111ZM196 113L197 112L188 114L189 115L188 117H190V119H192L191 117L194 118L196 116L195 115ZM39 114L40 113H38L36 115H39ZM168 114H170V113H168ZM57 115H60V114L58 113ZM182 115H185V114H182ZM56 116H55V118H56ZM176 117H178V116H176ZM44 118H43V116L40 115L39 121L40 122L44 121L43 120ZM68 118L69 117H67V119ZM183 118H184V116H183ZM213 118H215V116ZM216 118H218V116H216ZM46 119L44 122L45 124L43 123L45 128L46 127L54 128L55 126H58V125L61 126V124L59 122H57V125H55L53 127L52 124H50L49 122H46ZM69 119H71V118H69ZM52 120L53 119H51V121ZM64 122H63V124H65ZM189 122H191V121H189ZM68 124H69V122H68ZM71 124H72V122H71ZM88 124H86V126ZM72 125H75V124H72ZM59 126H58V128H59ZM67 126H69V125H67ZM227 127H228V124H227ZM22 128H23V126H22ZM62 128H64V127H62ZM6 130H8V129H6ZM59 132H62V131H59ZM0 133H2V132H0ZM6 134H8V133H6ZM64 134L66 135V133H64ZM1 136H3V135H0V137ZM58 136H59V134L57 133V137ZM17 137H19V136H16L15 140H12V139H14V136H13V138L10 136H9V138L4 136V137H1L0 139L3 140L5 138V140H4L5 143L6 142L8 143L11 140V142L14 144V142H18ZM10 138H12V139H10ZM61 138H62V136H61ZM206 138H208V137H206ZM218 138H219V136H218ZM221 139L223 140V138H221ZM2 140H1V142H4ZM215 140H217V139L215 138ZM219 143L221 144V142H219ZM218 151H220V150H218ZM216 153H218V152H216ZM194 155H195V153H194ZM196 155H197V153H196ZM215 155L217 156L218 154H215ZM197 157H195V158H197ZM84 159H85V157H84ZM192 160H194V159L192 158ZM136 164H138L141 167L138 168L136 166ZM82 165H85V164H82ZM95 165H97V164H95ZM178 166H180V167H178ZM183 166L186 167V170H189V172H190V170H192L195 175L190 176L189 173H187L186 171L184 172ZM120 170H118V171H120ZM14 179H15V177H14ZM13 182H15V181H13ZM19 187H20V185H19ZM26 190L27 189H25V190L19 189L18 191L21 194H19L18 192L17 193L19 194V196H21V198L22 197L28 198V197L34 196V197L39 198V199H43L46 201L48 200V198L44 194L34 193L35 195L34 194L30 195V194L26 193ZM137 193L135 195H137ZM103 198H104V196H103ZM106 199H107V197H106ZM124 199H125L124 201L129 204L130 209H132V211H133V209L135 207V205L133 204L135 202L133 200V198L132 197L129 198V196L126 195ZM143 201H146V200H143ZM106 202H108V201H106ZM157 204H159V205H162V204L167 205L168 204L172 207L171 209H173V210H183V212H187L186 213L187 216H185V217L179 216L177 214H174L175 212H172V211L169 212V214H166L165 216H163L164 214H162V212L164 209H161V207L160 208L158 207V210H160L159 214L157 213V215H155L151 212V210L154 207L156 208ZM170 206H169V208H170ZM191 207H193L192 211H195V212H193V214L191 211ZM95 209H97V207H95ZM75 212H77V211H75ZM134 212L136 213L135 209H134ZM143 216H144V218H143ZM257 217L262 218V225H260L261 221H259V219ZM130 221H132V218ZM132 222L130 223L128 221V224L130 223L129 225H127L125 223L127 229H129L131 231L138 232V233H139V231H141L140 234L143 233L142 231H144L147 235L155 237V233L152 234L151 230L145 229L144 226L136 225L134 223L135 221L133 223ZM193 224H194V228L192 229V231L188 232L190 229L188 230L187 227L191 225V228H192ZM0 227L1 228L8 227L7 221L6 220H0ZM80 229H82V227ZM18 230L21 232L25 231L24 228H20V227H18ZM117 230H119V228H117ZM9 231H11V230H9ZM120 232H121V230H120ZM15 233H17V231H15L14 234ZM138 233L136 235H138ZM145 233H143V234H145ZM13 236H15V235H13ZM31 237L29 236L28 238H31ZM33 237H34V235H33ZM34 238H36V237H34ZM139 238H140V236H139ZM143 238H144V236H143ZM31 240L32 239H30V243L32 242ZM65 240H66V238H65ZM13 241L15 242V238H14V240L13 239L11 240L10 238H8L4 234H2V231H1V233H0V264H28V262L25 263L23 261L24 257L22 255V253L25 251H23L21 249L18 250L19 248L15 247L16 243H14ZM38 241L40 242L41 239ZM147 243H148L147 241L145 242V244L142 243L141 247L142 248L150 247L152 249L151 250L152 253H156L157 255H160L161 257L160 258L158 257L160 259V261H158L159 264H181L180 261L178 260L180 257L178 256V254L176 255V252H173V251L164 252V251L158 249L159 247L156 246L157 243H156V245H154L153 243H152L153 245L147 244ZM253 245H251V246H253ZM54 246H53V248H55ZM20 247H22V245ZM45 247H46V243H45ZM136 247H137V245H136ZM170 247L171 246H169V248ZM123 248H126V247H123ZM118 250H119V252H118ZM132 250H133V248H132ZM129 251H130V249H129ZM253 251H255V250H253ZM36 252H32V253L35 254ZM26 253H27V251H26ZM126 253L128 254L127 251H126ZM139 256H140V254H139ZM33 257L35 258V256H33ZM261 257H264V256H261ZM184 259H186V258H184ZM25 260H27V259H25ZM32 260H34V259H32ZM115 260H114V264H115ZM117 260H119V259H117ZM129 260L133 261L132 259H129ZM142 263L145 264L144 260L142 261ZM201 263H202V261H201ZM120 264H121V262H120ZM197 264H200V263H197Z\"/></svg>",
  "mask_w": 264,
  "mask_h": 264
}]
</instances>
